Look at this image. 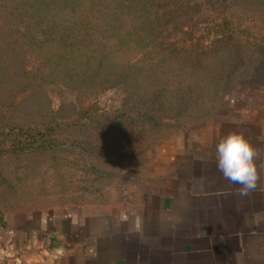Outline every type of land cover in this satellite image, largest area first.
Instances as JSON below:
<instances>
[{"label": "rangeland", "instance_id": "374dc122", "mask_svg": "<svg viewBox=\"0 0 264 264\" xmlns=\"http://www.w3.org/2000/svg\"><path fill=\"white\" fill-rule=\"evenodd\" d=\"M89 3L96 23H116L102 5L108 0ZM217 16L229 21L234 38L264 42V14L240 9ZM206 26L198 25L195 33L202 48H218L222 37ZM133 41L113 51L77 48L61 55L60 66L24 44L0 59V207L108 204L151 190L163 145L180 136L200 141L214 134L229 114L231 97L264 93L262 59L247 61L233 74L234 60L226 55L158 58L159 45ZM27 79L33 82L25 85ZM125 104L130 116L117 118ZM25 135L33 145L21 148Z\"/></svg>", "mask_w": 264, "mask_h": 264}, {"label": "crops", "instance_id": "0c3cea01", "mask_svg": "<svg viewBox=\"0 0 264 264\" xmlns=\"http://www.w3.org/2000/svg\"><path fill=\"white\" fill-rule=\"evenodd\" d=\"M229 106L214 134L163 145L151 190L108 204L0 207V264H264V93L236 95ZM230 131L258 151L247 195L218 168Z\"/></svg>", "mask_w": 264, "mask_h": 264}, {"label": "trees", "instance_id": "16d2710c", "mask_svg": "<svg viewBox=\"0 0 264 264\" xmlns=\"http://www.w3.org/2000/svg\"><path fill=\"white\" fill-rule=\"evenodd\" d=\"M108 1L102 5L116 23L99 25L96 23L98 15H91L94 12L90 9L93 6L90 0H0V59L3 56L4 61L9 59L19 45L24 44L43 50L46 53L44 60L55 57L54 61L60 66L61 55L73 53L79 48L120 50L132 37L138 45L149 48L159 45V50L157 47L154 53L158 58L169 54L189 59H201L206 55L211 60L217 55L229 56L234 60L231 63L233 74L247 61L264 60V42H244L234 38L227 32L229 21H222L225 17L217 19V15L223 12L240 9L253 15L264 14V0ZM198 25L217 28L219 37H222L217 40L218 48L215 44L202 48L200 36L195 35ZM175 30L183 34L178 38L170 36ZM171 46L178 48L171 49ZM152 63L154 66L155 62ZM51 67L56 69L57 65L51 64ZM30 70L24 69L23 74L29 76ZM27 80L25 85L33 82L32 79ZM124 107L125 110L117 111V118L130 116L126 104ZM25 136L21 137L24 144L21 148L33 145L28 135Z\"/></svg>", "mask_w": 264, "mask_h": 264}, {"label": "clouds", "instance_id": "9594fccd", "mask_svg": "<svg viewBox=\"0 0 264 264\" xmlns=\"http://www.w3.org/2000/svg\"><path fill=\"white\" fill-rule=\"evenodd\" d=\"M257 157V149L243 131H230L217 146L218 168L226 180L240 185L237 191L241 195H247L257 185Z\"/></svg>", "mask_w": 264, "mask_h": 264}, {"label": "built area", "instance_id": "2783aa9c", "mask_svg": "<svg viewBox=\"0 0 264 264\" xmlns=\"http://www.w3.org/2000/svg\"><path fill=\"white\" fill-rule=\"evenodd\" d=\"M0 231H1V227H0Z\"/></svg>", "mask_w": 264, "mask_h": 264}]
</instances>
